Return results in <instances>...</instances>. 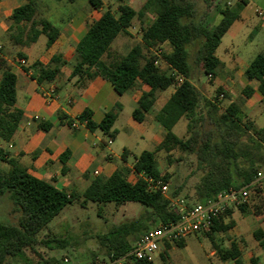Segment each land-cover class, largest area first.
Returning a JSON list of instances; mask_svg holds the SVG:
<instances>
[{
    "label": "trees",
    "instance_id": "obj_1",
    "mask_svg": "<svg viewBox=\"0 0 264 264\" xmlns=\"http://www.w3.org/2000/svg\"><path fill=\"white\" fill-rule=\"evenodd\" d=\"M117 2V10L113 11L110 6L102 10L76 44V62L69 79L91 80L101 76L120 94L134 88L138 82L148 85L150 90L141 95L138 106L133 111V117L143 122L155 103L156 93L177 83V75H182L183 81L155 116L166 130L164 139L155 149L144 150L137 156L133 166L136 174L134 181L129 179L128 170L117 169L108 178L94 179L82 194L60 189L52 182L38 179L17 159L6 158L0 150L1 159L10 165L8 171L0 169V198L8 196L13 203V211L20 213L17 224L0 222V264L7 257L16 256L26 248H33L37 243V234L64 206L76 200H81L83 205L88 201L115 202L119 205L138 202L146 207V212L139 218L116 224L108 232L98 235V241L105 248L106 254L114 256L126 253L135 241L152 229L151 223L157 227L159 224L177 221L180 216L172 210L169 199L160 189L149 188L148 177L154 182L160 180L164 183L170 179L169 174L162 175L158 169L156 153L160 150L171 152L178 148L183 152L196 154L199 167L204 169V174L196 185V195L200 202L213 198L224 189L251 187L264 168V126L257 127L254 121L246 120L241 105L245 99L253 96L254 88L246 85L242 90V103L231 102L224 112H220L217 104L204 98V106L208 110L203 114V96L191 81L192 67L189 63V46L199 42L196 59L198 64L206 75L214 78L218 74L223 62L216 54L217 48L225 33L240 18V12L248 1L237 3L235 8H220L222 17L213 28L196 18L194 0H144L139 10L127 0ZM90 3L96 10H101L104 5L102 0H90ZM148 13H152L153 19L144 25ZM36 16V0H27L14 9L9 27V39L14 45L28 46L41 34H45L47 46H51L59 37L58 27L47 19ZM136 19L142 24V42L134 44L124 55H113L110 52L111 44L120 34L128 35L129 28ZM163 43L171 48L162 53L163 59L172 69L171 73L156 65L155 56L147 55L145 51ZM19 55L24 57L22 53ZM104 56H107V60L103 59ZM64 63L60 54L54 55L46 65L36 61L31 65L35 70L33 77L38 83L55 80ZM0 70V138L9 141L23 117V110L15 107L17 76L9 62L2 57ZM245 74L249 80L259 82V90L264 96V53L255 56ZM220 94L228 96L221 86L217 88V99ZM92 114V110L87 108L78 116V120L85 122L90 130L100 129L114 138L116 130L113 125L117 112L109 111L100 123L92 119ZM59 117L66 119L72 126L73 121L68 120L63 112H59ZM183 117L188 120L187 131L191 134L188 138L179 137L173 131ZM206 122L213 124V127L202 131ZM39 127L49 130L51 124L42 122ZM65 159L66 156L63 155V163ZM170 195L177 196V193ZM239 209L244 214L249 213V201L242 203ZM231 212L229 209L225 216L215 220L210 232L231 228L233 220L223 224L224 217ZM254 236L264 247V230L257 229ZM46 242L63 245V241L58 238H50ZM176 243L182 245L181 240ZM232 250L239 256L234 243ZM218 252L223 260L231 256V252L227 250L218 249ZM252 262L257 264V259ZM47 264L66 263L52 258Z\"/></svg>",
    "mask_w": 264,
    "mask_h": 264
},
{
    "label": "crops",
    "instance_id": "obj_2",
    "mask_svg": "<svg viewBox=\"0 0 264 264\" xmlns=\"http://www.w3.org/2000/svg\"><path fill=\"white\" fill-rule=\"evenodd\" d=\"M26 1L0 0V45L3 49V53L0 52V54L9 62L17 76L15 107L23 110V117L12 138L9 141L0 138V150L6 158L17 159L33 176L52 182L58 188L66 191H76L82 194L94 179L108 178L117 169L128 170L129 179L134 181L136 174L133 171V166L137 156L144 150L155 149L164 139L166 130L155 116L180 83L177 82L165 90L158 91L155 103L147 112L145 120L137 121L133 117V111L138 106L141 95L150 90L148 85L138 82L134 88L120 94L109 81L101 76H96L91 80L69 79L76 62L75 46L87 32L89 24L100 16L102 10L108 7L106 0H102L104 5L101 10L93 8L90 0H75L74 2L36 0V17L45 18L58 27L60 35L51 46H47L45 34H41L35 42L28 46H18L9 39L10 16L15 8ZM248 4L249 2L246 6ZM246 6L240 12V18L225 33L217 48L216 54L222 60L223 66L213 78L219 79L218 87L221 86L224 90L226 87L221 83L226 80L231 82L237 80L244 87L251 85L254 88L253 96L245 99L243 103V95L240 96V101L231 100V102L242 103L244 114V105L253 109L256 100L264 101V96L259 90V82L249 80L245 74L246 68L255 56L264 53V31L254 27L251 22V13H247L245 10ZM254 10L258 15L257 11L261 9L255 6ZM151 21L146 16L144 25ZM263 25L264 20L261 26ZM132 28L133 26L129 28L128 36L130 37L133 34ZM244 33L253 36V38L249 45L241 47L239 42ZM121 35L123 34H120L111 44L110 52L113 55L119 54L118 52L121 50L115 44ZM140 42L142 39L138 40V43ZM121 45L127 46L128 42L123 41ZM221 51H225L228 56L223 58ZM11 53L13 54L11 55ZM19 53L24 54V57H21ZM251 53H253L251 57L245 58ZM57 54L62 55L65 60L61 66L60 74L55 80L38 83L33 77L35 70L31 68V65L36 61L45 65L49 64L51 58ZM103 59L107 60V56H104ZM164 67L172 71L167 63H162V69H165ZM221 72L226 75L224 81L218 77ZM1 76L2 70H0V79ZM225 91L227 92V90ZM227 95V97L230 96L228 92ZM87 108L92 110V119L96 123H100L109 111L117 112V118L113 125L116 136L111 138V142H109L110 137L102 130L92 131L85 122L78 120V116ZM59 112H63L68 120L76 123V126H71L66 119H61ZM181 121L184 124V117L174 126V132L182 124ZM42 122H49L50 129H41L39 124ZM177 135L180 137L179 134ZM164 151L160 150L156 153L157 166L160 165L158 156L163 155ZM173 151H165L164 155L169 157ZM63 155L66 156L65 163L61 160ZM0 169L3 171L10 169V165L1 157ZM158 169L162 175L167 174L160 167ZM173 197L186 200L179 195ZM235 209L237 208L231 209V214L228 213L223 219V224H227L231 220L234 221L231 228L226 231L216 229L206 233V236L212 241L209 257H215L217 263L221 264H253V259H257V264L263 260L264 264V247L254 236L257 229L264 230V221H256L252 215L248 214L238 221L232 218L236 212H234ZM220 233H227L231 236L227 243L216 241L215 234ZM191 236L182 239V245L176 242L166 243L161 247L156 258L161 259L165 264H182V262L183 264H204V258L189 247L188 240ZM232 243L236 244L239 256L234 254ZM218 249L231 252L230 258L223 260ZM176 250L177 253L173 259L170 253ZM258 250H261L259 254L256 253Z\"/></svg>",
    "mask_w": 264,
    "mask_h": 264
},
{
    "label": "rangeland",
    "instance_id": "obj_3",
    "mask_svg": "<svg viewBox=\"0 0 264 264\" xmlns=\"http://www.w3.org/2000/svg\"><path fill=\"white\" fill-rule=\"evenodd\" d=\"M242 1L243 0H194L196 5V18L210 28H213L222 17L220 8H224L225 6L235 8L236 4ZM246 1H248L249 4L246 6L245 10L247 13H251L252 24H254V27L258 30L264 31V25L261 26L263 20L254 10L256 6L264 12V0ZM127 2L136 10H139L144 0H127ZM106 3L113 11L117 10V0H106ZM147 19H153L152 13L147 14ZM132 26V37L123 34L115 43L118 49H121L118 52L119 54H126L129 47L138 43L139 39H142L140 21L138 19L134 20ZM233 28H235V26H233ZM252 38L253 36L251 37L244 33L239 45L241 47H245L247 44L249 45ZM123 41H127L128 45L122 46L121 42ZM199 45L200 43L196 42L189 46V63L192 67L191 81L203 96L201 111L203 114H206L208 110V107L204 106L205 98L217 104L220 112H224L231 100L240 101L244 86L237 80H234V82L224 81L226 75L221 72L218 77L224 81L221 85L223 84L226 87L225 90H227L230 96L227 97L226 95L220 94L217 99L216 95L219 79L216 80L213 79L212 76L206 75L202 66L198 64L196 59ZM160 46L163 52H167L170 49L168 44ZM155 48L156 47H152V49ZM145 51L147 55H154L152 50L146 49ZM0 52L3 53L2 47ZM12 54L13 53H11V55ZM252 55L253 53L247 55L245 58H249ZM221 56L226 58L228 55L225 51H221ZM159 66L162 68V64L159 63ZM166 68L165 70L171 73V70ZM249 108L251 107L243 106V110L246 114L245 119L254 121L257 127L264 125V101L256 100L253 109ZM184 119V124L182 123L183 121H181L182 124L176 129L177 132H175L179 134L180 137L188 138L191 134L187 131L188 120L186 118ZM210 127H213V124L206 122L204 127H202V131L208 130ZM164 153L166 152L164 151ZM164 153L158 156L160 164L158 167H160L162 171L167 172L170 176L169 194L176 192L177 195L186 198V200H184L189 205L200 202L196 195V185L200 182L204 174V169L199 167L196 154L183 152L178 148L174 149L169 157L166 154L164 155ZM247 200L250 206V212L247 214L252 215V218L256 221H264V176L256 179L253 185L249 187ZM12 208L13 203L8 196L0 198V222L17 224L20 213L13 211ZM146 210V207L138 202H127L119 205L115 202L101 203L88 201L83 205L81 200H76L64 206L59 214L37 234V243L33 248H26L22 253L16 256L7 257L2 264H47V261H50L52 258L63 260L66 264H89L96 257L106 254L105 248L102 247L98 241V235L108 232L110 228L116 224L139 218ZM234 212L235 214L232 218L238 221H240V218L247 215L242 213L239 207H237ZM151 224V228L156 227L153 223ZM50 238L61 239L63 245L59 246L57 242L47 243L46 241ZM230 238L231 236L227 233L215 234V239L218 242L227 243ZM188 242L190 245L189 247L193 248L198 255L200 254L204 258V264H221L219 262L217 263L215 257H209L212 250V241L206 236V233L192 235ZM260 251L258 250L256 253L259 254ZM176 253L177 250L170 253L173 259ZM155 264L165 263L161 259L155 257ZM260 264H263V260H261Z\"/></svg>",
    "mask_w": 264,
    "mask_h": 264
},
{
    "label": "built area",
    "instance_id": "obj_4",
    "mask_svg": "<svg viewBox=\"0 0 264 264\" xmlns=\"http://www.w3.org/2000/svg\"><path fill=\"white\" fill-rule=\"evenodd\" d=\"M264 20V12L257 11ZM1 49V45H0ZM155 56V64L166 63L162 57L163 49L159 45L152 49ZM0 57L1 54H0ZM183 76L177 75V82L183 81ZM72 126H76L73 122ZM111 142V138H109ZM97 173V172H95ZM264 176V168L258 173V178ZM150 189H160L162 194L169 199L172 210L180 216L177 221H171L167 224H159L147 231L139 240L135 241L131 248L120 256L106 254L96 257L91 264H142L155 263V257L162 246L166 243L176 242L186 237L210 232L215 220L225 216L229 209L237 208L246 202L249 186L240 188L231 187L217 193L213 198L204 202H198L188 205L184 199L174 198L169 194V183L160 180L154 182L148 177Z\"/></svg>",
    "mask_w": 264,
    "mask_h": 264
}]
</instances>
